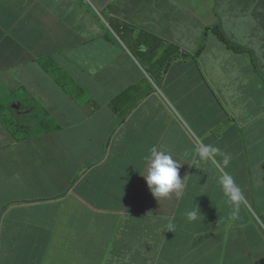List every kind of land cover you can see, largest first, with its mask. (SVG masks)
<instances>
[{"label":"crops","instance_id":"1","mask_svg":"<svg viewBox=\"0 0 264 264\" xmlns=\"http://www.w3.org/2000/svg\"><path fill=\"white\" fill-rule=\"evenodd\" d=\"M0 108V264H264V0H0Z\"/></svg>","mask_w":264,"mask_h":264},{"label":"clouds","instance_id":"2","mask_svg":"<svg viewBox=\"0 0 264 264\" xmlns=\"http://www.w3.org/2000/svg\"><path fill=\"white\" fill-rule=\"evenodd\" d=\"M196 151L202 161H213L222 164L224 167L229 164L231 159L230 155L221 153L219 148L203 143L200 144ZM217 155L222 156V161H216ZM179 164L170 153L164 150H157L155 147L150 149L149 153L144 157V169L141 175L155 198L166 197L170 192L182 188V180L178 176ZM219 184L227 197V202L234 209L233 215H236L243 199L240 188L228 174L220 177ZM197 214V210L189 211L187 217L190 221L196 220ZM168 227L171 230L173 226L169 224Z\"/></svg>","mask_w":264,"mask_h":264},{"label":"rangeland","instance_id":"3","mask_svg":"<svg viewBox=\"0 0 264 264\" xmlns=\"http://www.w3.org/2000/svg\"><path fill=\"white\" fill-rule=\"evenodd\" d=\"M21 117H22V118L24 119V121H26V122H29V121H30V120H28V119L24 116V114H23ZM5 118L8 119V120H10V122H11L14 126H23V122H21L20 120H17V115H16V113H15L14 111L6 112V113H5ZM29 124H30V122H29ZM38 127H39L38 125H34V124L31 125V124H30V128H29V130H30V131H33V130H36V128H38ZM29 133H30V132H25V131L23 130V128H22V131H20V132L17 134V136H15V137H17V139H22V138H24V137L29 136ZM32 133H35V131H33ZM39 171L44 173L46 170L40 169ZM51 175H52V170L49 168L48 171H47V177H46V179H48L49 177H51ZM18 195H19L18 193H15V196H14V197H15V198H19ZM256 211H257V213H258L257 216L262 217L261 212H260L259 210H256ZM257 221H258V220H257ZM28 261H29L28 252H27V251H24V255H23L22 257L19 258L18 264H26V263H28ZM11 264H15V262H11Z\"/></svg>","mask_w":264,"mask_h":264},{"label":"trees","instance_id":"4","mask_svg":"<svg viewBox=\"0 0 264 264\" xmlns=\"http://www.w3.org/2000/svg\"><path fill=\"white\" fill-rule=\"evenodd\" d=\"M210 31H212L214 34H216L218 36V38L222 39L223 41H226L225 40V37L223 35V33L219 30V27H216V28H210ZM79 92H82L81 89L78 90ZM68 95L70 96L71 99L75 100V101H79V98H76L78 97L76 94H72L71 92H68ZM0 112H2L1 108H0ZM3 114V118L1 117V121L3 122V124L8 127L9 131L11 132L12 135L14 136H17V134L22 131V128L23 126H14L10 120L6 119L5 118V115H4V112H2Z\"/></svg>","mask_w":264,"mask_h":264}]
</instances>
